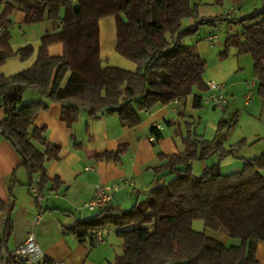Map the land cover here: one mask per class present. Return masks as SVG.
<instances>
[{"label":"trees","instance_id":"16d2710c","mask_svg":"<svg viewBox=\"0 0 264 264\" xmlns=\"http://www.w3.org/2000/svg\"><path fill=\"white\" fill-rule=\"evenodd\" d=\"M1 3L0 68L10 58L28 60L34 51L31 45L14 50L9 43L14 11L24 15L25 24L48 21L55 28L40 38L36 59L28 69L8 76L0 72V107L4 113L0 135L14 148L30 176L43 178L45 162L59 150L47 143L44 128L33 124L49 102L62 106L60 118L67 125L77 120L80 109H85L92 119L115 114L124 127L132 128L140 123V113L174 100L183 103L193 91L206 92L202 78L205 61L199 58L196 46L184 43L198 26L213 27L228 20L242 24L241 33L229 36L226 44L237 54L251 56L256 92L264 98V8L238 19L200 16L198 5L191 0ZM105 17H114L115 51L135 63V71L102 65L98 22ZM183 20L191 23L182 27ZM54 44L61 45L60 56L49 54L48 48ZM227 55L225 50L220 57ZM28 90L41 99L24 102ZM192 104L201 107L200 94L192 95ZM219 123L227 124L223 119ZM150 135L154 143L162 138L155 127ZM232 152L214 140L192 138L178 154H158L160 165L153 169L154 184L143 201L116 213L108 207L92 219L80 221L73 232L80 241L87 239L93 246V232L112 229L122 241L121 252L112 264H258L256 246L264 241V150L251 159H242L240 171L224 175L220 160ZM211 155H216L217 161L194 176L192 162ZM0 213V264H24L4 257L12 230V203H0ZM194 220L239 244L225 246L204 232L194 231ZM50 262L45 257L42 264Z\"/></svg>","mask_w":264,"mask_h":264},{"label":"crops","instance_id":"0c3cea01","mask_svg":"<svg viewBox=\"0 0 264 264\" xmlns=\"http://www.w3.org/2000/svg\"><path fill=\"white\" fill-rule=\"evenodd\" d=\"M18 15L16 21L23 22L24 15ZM43 23L48 24L43 26L45 33L55 30L50 22ZM106 38L110 44L108 54L106 52L108 56L105 57L103 47ZM98 40L99 57L103 65L104 58L115 51L116 25L113 17H105L98 22ZM26 45H30L26 40L19 45L11 44L14 50ZM48 52L51 56H60L62 47L60 44L51 45ZM35 59L31 60V65ZM25 93H29L26 102L41 99L35 91L28 90ZM195 93H203L204 96L206 92L193 91L192 95ZM192 95L176 106L169 104L151 112L140 113V123L132 128L124 127L115 114L107 113L92 119L85 109H80L77 120L67 125L60 118L62 106L49 102L48 108L40 112L33 122L35 127L44 128L47 143L59 148L57 155L45 162L43 178L38 174L28 175L14 148L0 135V203L5 206L12 203V230L7 239V252L14 251L32 229L44 256L51 260L65 264H112L120 254L122 245L121 239L116 237L112 229L105 230L114 238L105 237V231H102L103 242L93 246L87 239L80 241L73 229L80 221L95 216L96 212L89 211L85 204L93 197L96 185L117 186L109 206L110 211L116 213L127 210L143 201L153 187V169L160 165L158 154L175 155L184 150L186 141L192 138L204 139L193 128L195 120H192L187 102L191 99L190 107L196 112L204 105L202 103L200 108H194ZM229 106L227 101L222 111ZM3 118L1 107L0 121ZM153 127L162 133V138L155 143L150 140V129ZM104 153L110 156L105 157L102 155ZM211 156L201 160L203 170L207 167L204 161L211 159ZM227 167L233 169L224 175L242 169L240 163L228 164ZM33 181L39 186L41 199L38 203L34 202L30 191ZM38 212L42 213V219L33 225ZM218 236L219 239H211L226 246L228 236L223 232ZM235 245L238 244L232 246ZM255 258L258 264H264V241L257 244Z\"/></svg>","mask_w":264,"mask_h":264},{"label":"rangeland","instance_id":"374dc122","mask_svg":"<svg viewBox=\"0 0 264 264\" xmlns=\"http://www.w3.org/2000/svg\"><path fill=\"white\" fill-rule=\"evenodd\" d=\"M191 3L198 5L199 15L205 17L226 16L229 11L235 10L234 14L239 19L250 16L264 8V0H223L219 5L215 4L214 0H191ZM2 11L3 5L0 0V13ZM18 14L21 15L22 13L14 11L11 15L13 25L9 30V41L15 46L26 40L34 51L32 56L25 61H20L18 57L5 60L0 68V72L5 76L26 70L31 65V60L36 57L40 38L45 34L43 26L48 25L42 24V22L25 24L21 20L16 21ZM235 16L232 15L230 18ZM190 23V20H183L182 27H186ZM241 31L242 24L228 20L217 23L213 27L207 25L198 26L193 34L184 38L185 44L196 46L199 58L205 61L203 81L205 83L213 81L225 86L230 106L224 112L207 106H202V108L198 109L200 111L196 112L190 107L191 99H188L187 102V108L191 111L192 120H195L193 128L197 130L196 134L202 135L205 140H214L215 144L220 143L225 150H233L231 155H227L220 160L219 164L222 167L223 174L232 171L233 166L227 167L228 164L240 163L242 165V159L254 157L264 150V98L260 97L256 92L257 80L254 76L251 56L248 53L237 54L234 47L226 44L229 36L239 35ZM209 33L218 37V41L214 46H210L204 41ZM105 41L103 51L106 57L108 56V43L110 44V40L106 38ZM225 50L228 52L227 57H220V54ZM103 66L118 67L126 71L136 70L135 63L122 57L116 51H113L108 58H104ZM28 94L25 93L23 95L24 102L27 101ZM201 96H203V93ZM246 97L250 98L248 104H245ZM222 119L227 124L220 125L219 122ZM211 159L204 161L205 164L209 165L217 161V157L214 155L211 156ZM201 166V161L192 162V174L194 176L201 175L203 170ZM230 168L231 170H228ZM169 180L170 178L166 179V181ZM192 229L197 232H204L209 238L215 237L219 239L218 234H222L219 231L204 229L200 220L192 222ZM108 233L109 231L105 230V237L114 238L112 234ZM234 244H239V241L229 238L226 246Z\"/></svg>","mask_w":264,"mask_h":264},{"label":"built area","instance_id":"2783aa9c","mask_svg":"<svg viewBox=\"0 0 264 264\" xmlns=\"http://www.w3.org/2000/svg\"><path fill=\"white\" fill-rule=\"evenodd\" d=\"M75 2L76 0H72ZM235 10L229 11L227 13V17H231L234 15ZM205 43L210 46H214L218 41V37L214 34H209L205 38ZM207 91L202 97V103L204 106L211 107L215 110H224L227 105V95L225 92V86L223 84H218L213 81H209L206 83ZM250 102V98H245V104ZM178 104L177 100L172 102L173 106ZM150 140L153 141V137L151 136ZM91 168H86V170H90ZM117 186H106L98 184L94 188L93 197L86 202L85 207L91 212H103L109 206L111 201L113 200V194L116 190ZM30 191L32 193V197L36 203H38L41 199L39 191L36 186V182L33 181L30 184ZM42 219V213L38 212L33 225L40 223ZM92 237L96 244H100L103 242L102 231L96 230L92 233ZM4 257L10 258V260L21 261L24 264H42L45 256L41 251L35 236L33 234L32 229L27 232L25 240L16 247V249L12 252L4 253ZM50 264H65L64 262L51 260Z\"/></svg>","mask_w":264,"mask_h":264}]
</instances>
